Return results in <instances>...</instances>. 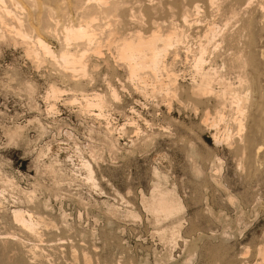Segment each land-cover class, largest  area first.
Here are the masks:
<instances>
[{"label":"rangeland","instance_id":"rangeland-1","mask_svg":"<svg viewBox=\"0 0 264 264\" xmlns=\"http://www.w3.org/2000/svg\"><path fill=\"white\" fill-rule=\"evenodd\" d=\"M18 1L22 9L5 0L10 15L0 4V264H264V105L257 110L253 74L239 87L248 94L242 126L228 110L217 128L205 122L214 101L188 98L191 64H176L169 95L143 92L107 47L110 69L92 55L94 74L68 77L10 30L26 17L37 28L29 34L42 33L57 54L60 40L40 26L51 19L45 9L64 20L68 0ZM144 1L158 12L160 0ZM82 90L102 94V110ZM159 192L172 213L151 207ZM16 210L32 214L37 236Z\"/></svg>","mask_w":264,"mask_h":264},{"label":"bare ground","instance_id":"bare-ground-1","mask_svg":"<svg viewBox=\"0 0 264 264\" xmlns=\"http://www.w3.org/2000/svg\"><path fill=\"white\" fill-rule=\"evenodd\" d=\"M12 2L16 7L22 9L18 0H12ZM68 2L67 5L62 7L63 10L61 13L65 21L63 19H57L56 22L52 20L54 19L53 15L56 8L54 10L50 8L46 10L43 8L46 12L50 11L48 15L51 19L48 21L47 18H45L44 25L42 27L40 26V28L43 29L44 35L52 36L51 38L49 37L50 39L56 38L60 40L61 48L58 49L60 50L58 51L59 54H56L57 51L55 52L51 43L44 36H41L42 33L36 35L37 37L29 34L28 29H32L33 31L37 28L32 24L28 27L24 21L26 17L23 16L24 19H22V16L17 17V15L16 19H13L14 21H12V23L10 22L11 33L20 36L19 38L28 45L30 42L35 43L46 56L59 61L60 63L58 62V65H62V69L66 76L76 77L79 72L87 76L86 72L91 70V66L90 68L88 67L91 62L93 68L99 65L92 61L95 57L98 58L96 61L103 63L105 66L110 63V57H113L115 62L127 69L130 78L137 80V82L141 84L140 88L143 92L146 91L148 93V91H150L156 96H158V93L159 95H169L171 91H175V87L178 86L176 83V78L178 77L175 72L176 69H174L176 64L189 63L192 68L190 71L192 81H189L191 87L189 92L190 97L188 98H191L194 102V107H197L196 104L199 103L206 104L207 102L214 101L216 105L215 108H218L214 118H210L209 110L207 111L206 123H210L212 126L217 127V125L225 119L224 115L228 110L240 112V116H244V106L246 105H243V101L248 94L246 96L242 95L239 91V87L241 90V86H245L244 82H246L249 74L251 76L253 74L252 77L255 81V105L257 110H261L263 107L264 35L262 31L264 30V0H160V7L158 6L159 4H155L156 6L153 8V10L155 9L153 12L156 10L158 11L156 14L150 12L149 9L152 7H148L144 0H68ZM2 3V10L5 11V14L3 11V14H12V7L9 8L5 0H0V4ZM166 3L168 4L165 5ZM44 7L47 8L48 6ZM42 13L44 14L45 12ZM0 14L2 15V13ZM4 15L2 17L6 19ZM55 18L57 17L55 16ZM59 18L61 19L60 16ZM3 36L5 37V35ZM17 43L19 42H16V44ZM57 44H59V42ZM253 45L254 49L252 48ZM104 47H107V51H109L107 55L109 54L110 57L106 56ZM249 47L254 50V53H252L253 50H251V54L253 55L247 54L249 53ZM113 48L115 53L112 52ZM37 52L42 55L40 51ZM244 52L247 53L244 54ZM27 53H29V51H27ZM92 55L95 56L93 59H91ZM49 59L47 61H49ZM42 60L43 62L45 61L44 58H42ZM248 65H250L252 69L250 67L247 68ZM114 66L110 65V67H112L111 69H113ZM87 67L89 71H86ZM249 70L250 72H248ZM63 71L61 72L63 73ZM87 74L89 75L90 73ZM69 80L73 81L71 79ZM148 82L150 84H148ZM235 82L238 83V86H234ZM73 83L74 82H72V84ZM68 89H70V87ZM73 89H75V87H73ZM51 91V94L53 93L52 95H56L61 90L52 87ZM77 91L76 89V92ZM79 92H83L82 95L90 105L100 107L101 110L105 106L101 96L102 94H88L84 93V90ZM87 92H89V90H87ZM112 93L114 96L117 94L115 90H113ZM187 103L189 102L187 101ZM189 105L191 106L192 104ZM241 120H237L239 128L242 126L243 117ZM218 122L220 123L218 124ZM260 149L261 147L258 148V150ZM151 207L156 209L157 212L165 214L172 213L175 209V205L161 193L157 198L152 200ZM14 216L17 223L22 224L32 235L36 234V222L32 214L25 213L22 210H16Z\"/></svg>","mask_w":264,"mask_h":264}]
</instances>
